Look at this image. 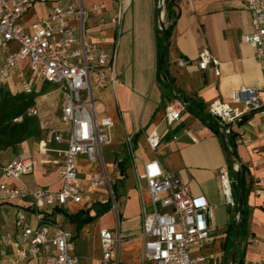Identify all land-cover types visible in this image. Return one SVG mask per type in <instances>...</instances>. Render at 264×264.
<instances>
[{
	"label": "crops",
	"instance_id": "1",
	"mask_svg": "<svg viewBox=\"0 0 264 264\" xmlns=\"http://www.w3.org/2000/svg\"><path fill=\"white\" fill-rule=\"evenodd\" d=\"M67 1L33 0V7L22 18L23 25L30 30L32 23L45 18L54 5L67 4ZM82 1L88 8L93 4L101 5L98 11L91 12L87 24L97 42L109 50H117L114 71L109 75L117 82L113 85L108 81L95 92L96 108L100 106L98 113L109 115L114 121L109 130L110 143L104 151H120L119 156H112L106 163L111 184L116 188V207L80 231L68 220L66 213L88 209L94 213V203L110 198L107 187L89 185L88 163L85 157H80L78 166L85 188L83 202L45 209V216L73 233L80 264H99L102 229L112 230L121 237L115 245L119 264H141L144 249L141 205L143 200L149 202L150 199L147 194L142 197L136 187L133 162L130 160L124 173L118 166L127 156H122L121 151L126 150L125 137L133 133L139 168L144 162L158 158L166 170L178 175L190 187L194 196H204L209 202L213 233L202 247L193 248L192 254L204 256L208 264H228L227 261L232 264V256L225 246L230 225L239 214L235 215V208L226 204L220 180L221 169L228 165V150L222 136L187 107L180 120L171 125L166 120L168 105L181 101L174 96L165 97L162 78L157 77L156 0ZM177 3L180 16L170 38L169 62L171 75L184 95L201 100L208 111V105L215 100L231 103L233 92L242 86L263 87V72L255 48L244 40V36L253 31L244 0H177ZM115 16L120 17L119 24L111 21ZM71 22L76 24V21ZM204 49L219 61L220 75L216 74L213 64L206 69L199 67L200 53ZM3 59L0 53V63ZM244 116L230 126L240 164L244 167L247 207V225L239 239L238 258H243L244 264H264V115L250 111ZM39 118L44 130L67 127L60 116L55 121L39 111ZM154 129L161 137V144L155 150L146 139L147 133ZM21 156L34 158V170L19 180L7 179L9 183L29 190L60 188L62 157L54 152L42 154L36 141L0 150V178L4 165ZM117 157L122 158L116 160ZM20 217L28 224L36 222L30 196L0 199V264H7L13 254L15 244L6 242L4 236L11 233L18 239L15 224ZM107 218L111 220L105 221ZM23 264L47 262L45 256H40Z\"/></svg>",
	"mask_w": 264,
	"mask_h": 264
},
{
	"label": "built area",
	"instance_id": "2",
	"mask_svg": "<svg viewBox=\"0 0 264 264\" xmlns=\"http://www.w3.org/2000/svg\"><path fill=\"white\" fill-rule=\"evenodd\" d=\"M33 5V0H0V53L4 55L0 63V86L10 89L18 82L22 92L31 94L41 90L39 83L59 85L60 117L67 127L46 129L39 151L42 154L54 152L62 157V184L57 190L43 187L29 190L9 183L7 179L19 180L34 170L35 160L31 156L16 157L4 165L0 199L30 196L36 220L35 224H28L23 217L16 220L18 239L11 233L5 234V241L15 244L7 264H23L40 256H45L47 264H80L73 233L60 222L46 217L44 210L69 202H83L85 188L78 166L80 157H85L88 163L89 185L107 187L116 207L104 157L114 121L109 115L98 113L95 92L108 81L113 85L117 82L115 77L109 76L114 71L117 50H109L97 42L87 24L91 12L98 11L100 4L88 8L82 0L57 3L45 18L32 23L28 30L22 18ZM160 6L164 17L165 0H156V8ZM244 8L250 13L253 28L244 40L254 46L264 80V0H244ZM111 21L119 24L120 17L115 16ZM210 64L220 75L219 61L204 49L200 53L199 67L206 69ZM263 95L264 84L262 88L242 86L233 92L231 103L215 100L208 105V112L223 125L241 120L250 111L264 115ZM185 109L182 102L169 104L167 122L171 125L180 120ZM29 112L39 116L37 106ZM146 139L154 150L161 144L155 129L147 133ZM125 149L133 162L136 187L142 197L147 194L150 199L149 202L143 200L141 205L144 238L141 264H208L204 256L192 254L193 248L202 247L213 233L212 211L207 199L194 196L190 187L178 175L166 170L158 158L144 162L139 168L133 133L126 135ZM220 180L226 204L234 207L228 165L221 169ZM120 240L112 230L100 231L102 257L99 264H119L115 245Z\"/></svg>",
	"mask_w": 264,
	"mask_h": 264
},
{
	"label": "trees",
	"instance_id": "3",
	"mask_svg": "<svg viewBox=\"0 0 264 264\" xmlns=\"http://www.w3.org/2000/svg\"><path fill=\"white\" fill-rule=\"evenodd\" d=\"M177 0H165V22L166 31L169 35V46L170 38L172 36L173 30L175 28L177 19L180 16V11L177 9ZM159 10L156 8V43H157V77L162 78L164 86V96L171 99L173 96L179 99L183 104L191 105L195 114L201 118V120L207 124L211 129H213L218 135L221 136V128L214 125V122L218 121L216 118L212 117L208 111H206V105L198 99L188 97L182 93V91L170 83L166 77L165 73V59H164V44L165 35L164 31L158 23L159 20ZM170 68V62H168ZM173 82H175L172 76ZM48 88L44 86L40 92H34L27 94L24 92L12 93L10 89L1 86L0 87V150H6L8 148L15 149L18 145L25 141H36L40 142L44 135V129L41 126L40 118L38 116L30 114V108L37 105V97L41 94L46 93ZM176 94V95H175ZM245 117V116H243ZM17 118H21V121H16ZM219 122V121H218ZM231 124L225 125L228 131L227 143H228V167L229 173L232 179V193L235 200V215L240 212V190L237 186V171L235 170V164H239L241 169V180H242V193L244 195V209L241 217V228L239 233V239L246 228L247 225V207L245 205V185H244V167L240 164V159L237 154L236 144L233 140L234 134L230 128ZM135 139V137H134ZM130 157L127 155L122 160L118 162L119 169L122 173L130 166ZM115 198L116 188L112 185ZM95 211L94 213L91 209L80 210L77 213H66L68 220L75 224L77 231H80L86 224L92 223L102 214L113 208L112 198H109L105 202L94 203ZM238 218L235 217L229 228V235L226 243V250L229 255L233 254L235 231ZM238 245L239 240L236 245V259L235 264H244L243 258H238Z\"/></svg>",
	"mask_w": 264,
	"mask_h": 264
},
{
	"label": "rangeland",
	"instance_id": "4",
	"mask_svg": "<svg viewBox=\"0 0 264 264\" xmlns=\"http://www.w3.org/2000/svg\"><path fill=\"white\" fill-rule=\"evenodd\" d=\"M162 20H163V22H165L164 17L162 18ZM158 23H159V20H158ZM44 86H46L48 88V90L46 93L41 94L37 97L38 104L36 106L39 108V111L42 115H44V116L47 115L48 117H50L51 119L56 121L61 114V107H60L61 95H60V93L56 92V91H59V85H56V84L50 85V84L39 83V88L42 89ZM10 90L14 94L22 92V88L18 82L13 83L10 87ZM37 92L39 93L40 91H37ZM99 108H100V106L97 105L98 110H99ZM35 116H38V115H35ZM34 144H35V147H37V143H34ZM121 151L123 152L122 156H125L126 150L121 149ZM119 152L120 151L118 149L113 151L112 153L108 152V151H104V157H105L106 163L110 162L112 156H119L120 155ZM32 155L35 156L36 154L33 153ZM121 158L122 157H117L116 160L121 159ZM237 167L238 166L235 164V168H237ZM132 169H133V167H132ZM56 170H58V166L56 167L55 171ZM111 175L113 176L114 173L111 172ZM110 197L112 198V195H110ZM112 202L114 203V198H112ZM110 220H111V218H107L105 221H110ZM89 242L91 243V240ZM227 263L229 264L228 261H227Z\"/></svg>",
	"mask_w": 264,
	"mask_h": 264
},
{
	"label": "water",
	"instance_id": "5",
	"mask_svg": "<svg viewBox=\"0 0 264 264\" xmlns=\"http://www.w3.org/2000/svg\"><path fill=\"white\" fill-rule=\"evenodd\" d=\"M163 1V0H161ZM159 10V24L161 26V28L163 29L164 31V35H165V44H164V59H165V73H166V77L168 79V81L170 83H172L175 87V89H177V85L175 82H173L172 80V75H171V71H170V68H169V65H168V62H169V35H168V32L166 31V27L164 25V22L162 20L163 18V7L160 6L158 8ZM190 111H192L193 113H195V111L193 110L192 106L191 105H187L186 106ZM214 125L221 128L222 130V139H223V142L225 144V146L227 147V150H229V147H228V143H227V135H228V131L227 129L225 128V126L223 124H221L220 122L216 121L214 122ZM240 165H238V167L235 169L237 171V186L240 190V195H239V198H240V205H241V208H240V212H239V215H238V221H237V225H236V231H235V240H234V247H233V254H232V264H235V259H236V245H237V242L239 240V233H240V228H241V217H242V214H243V207H244V195L242 193V180H241V169L239 167Z\"/></svg>",
	"mask_w": 264,
	"mask_h": 264
}]
</instances>
